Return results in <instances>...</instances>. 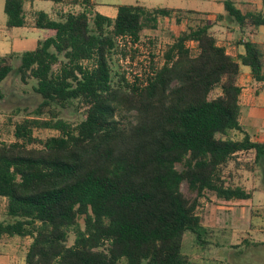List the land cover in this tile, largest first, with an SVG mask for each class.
<instances>
[{
	"label": "trees",
	"instance_id": "1",
	"mask_svg": "<svg viewBox=\"0 0 264 264\" xmlns=\"http://www.w3.org/2000/svg\"><path fill=\"white\" fill-rule=\"evenodd\" d=\"M24 1L37 0H5L7 28L26 24ZM222 5L240 31L264 26L261 11L242 13L233 0ZM193 13L135 4L117 6L114 19L85 7L52 20L39 11L32 19L44 32L37 47L0 56V84L18 59L19 79H35L41 100L33 118L14 125V142H0V197L7 201L0 240L30 238L24 264H191L183 235L204 244L197 209L205 192L228 204L252 198L253 191L231 181L230 166L253 172L264 163V143L251 141L239 124L240 66L264 81L256 43L245 40L235 60L202 20L174 37L145 84L112 76L117 37L138 40L159 20L174 17L179 24ZM215 88L219 95L209 99ZM73 101L86 108L76 125L50 109ZM47 108L48 119H40ZM36 128L58 134L40 141ZM232 131L242 138L232 140Z\"/></svg>",
	"mask_w": 264,
	"mask_h": 264
},
{
	"label": "rangeland",
	"instance_id": "2",
	"mask_svg": "<svg viewBox=\"0 0 264 264\" xmlns=\"http://www.w3.org/2000/svg\"><path fill=\"white\" fill-rule=\"evenodd\" d=\"M96 2H106L111 6L119 5H135L142 4L150 8H179V9H192L204 11L211 7V0H95ZM218 3L221 0H217ZM239 0L238 4H240ZM250 6H246V9L254 10L258 8V0H250ZM253 2V4H252ZM52 4L49 2H37L36 10L47 12V9ZM83 6L84 3H82ZM241 7L244 4H240ZM262 6V5H261ZM86 7V6H85ZM85 7L81 5L77 7H66L65 13H77L82 11ZM63 9L56 10V12L62 13ZM255 11V10H254ZM224 14V13H223ZM182 25H177L174 20L163 21L159 20L155 29H145L141 32L139 40L134 42L136 47L127 46L125 43L121 44V48L116 49L112 57V76L114 81L119 77H123L129 84L130 82L141 83L146 78H140L142 74L149 71L150 67H145L146 62L154 59L157 63L161 61L167 47L173 42L174 37H177L179 33L186 30L188 26H194L199 23L200 20H211L213 27L222 28V33L228 36L229 32L233 33L234 39L240 36V32L237 29L235 23L230 21L226 15L217 14H198L188 15L184 17ZM195 19V20H193ZM197 20V21H196ZM214 34H219L216 30ZM253 40L264 44V36L255 37ZM234 41V40H230ZM189 47H193L187 44ZM261 46V45H260ZM263 47V46H262ZM31 47L23 49L21 51L30 50ZM262 49V48H261ZM193 51L195 48L192 49ZM23 53V52H22ZM125 57V59L123 58ZM121 59V60H120ZM88 65V64H86ZM19 66V60L16 59L12 62V72L5 78L0 84V88L4 94L5 102L3 104L4 113H2V123L5 124L3 137L5 141H12L13 137L11 132L14 129V125L24 119L33 118L32 114L41 102L40 97L34 92L36 87V80L27 78L24 82L19 79L16 73V69ZM159 69V67H151V69ZM58 67H54L56 71ZM141 79H143L141 81ZM219 88H215L210 94L209 99H212L219 95ZM50 109H54L57 112L59 118L71 125H76L85 118L86 108L82 103L73 101L67 105V107H55L51 106ZM40 119H48V108L39 117ZM8 122V123H7ZM7 123V124H6ZM240 123L243 129L249 133L254 134L257 129V134H264V126L253 129L247 125L246 108L242 110L240 114ZM264 123V121H263ZM252 129V130H251ZM58 133L49 129H34L33 136L44 141L49 137L56 136ZM232 140H240L242 134L237 131H232L229 135ZM2 139V137H0ZM245 161H250L252 155L240 156ZM261 169L255 166L254 171L251 172L242 167L238 169L234 164L230 166L232 170L233 178L232 182L244 186L247 190L264 191V163L260 165ZM182 192L185 195H189L186 184L182 186ZM247 202H238L236 204H228L218 201L215 196L209 192H205L204 197L199 200V206L197 212L201 218V225L204 228L205 234H202V240L204 244L196 242L195 235L189 232H185L182 241V252L185 254L191 264H264V246H253L252 243L245 244L242 247L232 245L233 242L242 239L238 236V230L246 227L242 220L233 224L231 220V214L233 212H241L249 208L246 206ZM250 210L253 208L257 217H264V204L259 206H250ZM4 220V219H3ZM0 222H4V221ZM237 221V220H236ZM81 228H83L82 220L79 221ZM244 224V225H243ZM234 225V226H233ZM242 225V226H241ZM264 227L261 226L260 229ZM236 232L234 235L228 236V233ZM238 238V239H237ZM237 239V240H236ZM74 235L69 234L67 245L73 244ZM226 247V249H224ZM227 248H229L227 250ZM227 253H231L230 258Z\"/></svg>",
	"mask_w": 264,
	"mask_h": 264
},
{
	"label": "crops",
	"instance_id": "3",
	"mask_svg": "<svg viewBox=\"0 0 264 264\" xmlns=\"http://www.w3.org/2000/svg\"><path fill=\"white\" fill-rule=\"evenodd\" d=\"M212 4L207 10H192V9H179V8H166V9H174V10H184V11H193L194 15L198 14H217L224 15V9L222 5V0L218 3L217 0H211ZM4 2L5 0H0V56H4L10 53L21 54L23 49H27V47H31L32 51L37 47V44L40 40L43 39L44 32L42 30L36 29L33 23V15L40 10H36L35 6L37 2L40 1H24L23 9L26 15V24L20 28H7L6 27V16L4 14ZM46 2V1H41ZM237 9H239L242 13L247 12H258L261 11L264 13V7L261 3V0H258L259 6L258 8H254V10L246 9V6H250V0H242L240 4H244L243 7L238 4L239 0H233ZM47 3V2H46ZM52 5L47 9L46 13L52 20H56L59 18L61 14H64L66 7H85L82 5L83 0H63L60 4H55L53 2H49ZM90 6H86L87 8H91L92 12L99 13L102 16L108 17L110 19H114L117 14V6H111L106 2H96L95 0H89ZM253 4V2H252ZM142 5V4H140ZM262 5V6H261ZM144 6V5H142ZM146 7V6H144ZM150 8V7H146ZM63 9L61 12H56V10ZM84 10V9H83ZM82 10V11H83ZM81 12V11H80ZM78 13V12H77ZM224 13V14H223ZM188 14V15H193ZM187 15V16H188ZM186 17V16H185ZM195 20V19H193ZM197 21V20H196ZM202 21V20H200ZM207 21V20H206ZM208 22L212 25L211 20ZM176 23V22H175ZM177 24V23H176ZM183 23L180 21L177 25H182ZM238 29V27H237ZM217 31L219 34H214L216 38V44L218 46L224 47L226 54L235 60L238 59L240 55L244 54V48L242 43L245 40H249L253 43H256L264 53V44H259L253 40L255 37L264 36V26H260L256 29L247 28L240 32V36L237 39H234L233 33L229 32L228 36L222 33V28H214L212 25L211 31ZM183 31V30H182ZM234 40V41H230ZM261 45V46H260ZM263 46V47H262ZM263 75H264V67H263ZM237 85L241 89V93L239 96V105H240V114L243 109L246 108V116H247V125L252 129L254 127L259 128L264 126V81L263 82H255L251 76L250 69L245 66H240L239 74L237 77ZM4 95V94H3ZM5 99L3 98L0 101V142H7L4 140V129L5 124L2 123V113L3 104ZM8 123V122H7ZM6 123V124H7ZM239 124L240 117H239ZM242 127V126H241ZM243 129V128H242ZM251 129V130H252ZM245 133L250 136V140L253 142L264 143V134H257V129L254 134L249 133L247 130L243 129ZM257 131V132H256ZM264 133V131L262 132ZM13 137V131L11 132ZM243 136V135H242ZM242 138V137H241ZM14 142V137L12 141H8V143ZM248 203L246 206L249 208H244L246 210H242L241 212H233L231 216V220L233 224L238 222V220H242L247 223L246 227L238 230V236H241L242 239L239 241H235L232 245H236L238 247H242L245 244L252 243L253 246H264V228L260 229L261 226L264 227V217L258 216L255 214L254 209L250 210V206L263 205L264 204V191L256 190L252 192V198L247 200ZM244 201V202H247ZM243 202V201H240ZM238 203V202H237ZM236 204V203H234ZM7 201L5 198L0 197V221H6L7 217L5 216ZM237 220V221H236ZM234 226V225H233ZM242 226V225H241ZM236 232L228 233V236L234 235ZM238 239V238H237ZM236 239V240H237ZM31 243L30 238H19V237H3L0 240V264H24V257L27 251L29 244ZM226 249V247L224 248ZM229 248H227L228 250ZM229 254V255H228ZM231 253H227L230 258Z\"/></svg>",
	"mask_w": 264,
	"mask_h": 264
},
{
	"label": "built area",
	"instance_id": "4",
	"mask_svg": "<svg viewBox=\"0 0 264 264\" xmlns=\"http://www.w3.org/2000/svg\"><path fill=\"white\" fill-rule=\"evenodd\" d=\"M185 18H182L181 19V22L184 20ZM171 20H174V21H176L175 20V18L174 17H172V18H165V19H163V21H171ZM159 22V21H158ZM138 40H139V38H138ZM138 40H134V39H132L131 37H129V36H119V37H117L116 38V45H117V49L119 48H121V44L122 43H125L127 46L129 45V46H131V47H133V48H135L136 47V45H135V43L134 42H136V41H138ZM187 44H190V45H192L193 47L191 48V47H189ZM186 44V46H187V48L191 51V52H195L196 51V43H194L193 41H190V42H188ZM193 48H195V50L193 51L192 49ZM124 59H125V57H123ZM121 60V59H120ZM163 63H164V58H162L161 59V61L159 62V63H157L156 61H154V59H151L150 61H148V62H146V64H145V67H150L149 68V71H147L146 73H144V75L142 74L141 76H139L140 78H146L144 81H142L143 79H141V85H143V84H145L146 83V80L148 79V76L149 77H151L153 74H154V72L156 71V70H158V69H151V67H161L162 65H163ZM136 78H137V81L139 80V78L136 76ZM130 83H133V82H130Z\"/></svg>",
	"mask_w": 264,
	"mask_h": 264
}]
</instances>
